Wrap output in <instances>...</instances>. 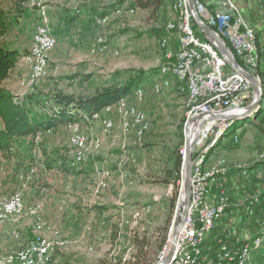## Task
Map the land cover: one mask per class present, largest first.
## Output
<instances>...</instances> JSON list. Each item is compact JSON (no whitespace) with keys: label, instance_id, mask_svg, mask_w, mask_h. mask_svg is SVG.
I'll return each mask as SVG.
<instances>
[{"label":"rangeland","instance_id":"1","mask_svg":"<svg viewBox=\"0 0 264 264\" xmlns=\"http://www.w3.org/2000/svg\"><path fill=\"white\" fill-rule=\"evenodd\" d=\"M117 1L48 0V6L55 7L50 12L47 11V15L57 38V46L49 55L46 75L33 87V90L27 91L26 86L21 83L22 80L20 86L23 85L22 87L27 91L25 97L33 95L39 99L51 98L58 93L91 96L102 87L112 84L123 85L129 75L134 76L140 71L154 73L149 78V82L142 87L145 91V99L140 109L146 113V123L150 128L146 131L143 144L132 145L135 138L133 133L127 134L126 137L129 140H124L123 137L121 139L122 142L130 141L128 151L139 153L136 162H131L121 149L122 142L112 148L110 147L111 139L105 137L101 152L90 154L88 163H78L75 151L71 147L72 132L68 125L60 126L55 131L41 132L34 142L29 140L25 142L21 152L24 158L21 168L18 166L21 165L22 159L10 161L2 157L0 159L9 166H4V169H13V166L14 169H34L24 171L23 176L28 180L29 186L33 182L49 186L50 181H63L62 184L74 190V193L69 191L72 198L74 195V198L81 199L83 205L81 209H85L82 214L93 210L90 209L92 206L106 209L102 214L95 211L100 217L97 216L93 223L84 225L87 226L85 229L74 230L71 238L60 229H55L53 233L61 231L71 240L65 249L57 251L51 264H97L108 252L116 262L129 259L135 254L131 243L135 232L146 234L153 242H157L167 228L164 248L155 250L151 254V264H157L164 256L165 250L168 251L173 222L178 206L182 202L185 129L190 118L189 95L186 85L170 73L167 59L168 53H175L177 50V36L167 31V26L176 20L175 4L179 0H168L166 5L156 13L130 10L131 1L118 7L116 11H109L108 7ZM198 1L204 7L212 5L211 0ZM232 2L234 1L222 0V4L227 8ZM9 3L10 0H0V6H8ZM103 13H108L105 16V22L97 24V19ZM72 16H76V22L69 20ZM243 17L256 33L257 53L262 61L264 60V14H251L250 23L244 14ZM30 20L32 21L28 25V32L29 35L31 33V36H34L41 20L40 12ZM164 41L167 43L165 47ZM261 47L263 56H261ZM158 69L160 74L157 73ZM226 72H230L229 65ZM27 76L23 79L25 80ZM258 76L264 93L263 82L260 75ZM263 105L264 97L247 119L236 121L235 126L227 128L215 138L216 141L213 137L215 135L212 134L209 145L205 147L213 144L206 159L216 156V154L213 155V151L218 149V152H223L221 155L230 162L238 161L248 164L256 152L264 151V122L262 121L264 117L252 123L255 114ZM228 123L223 122L218 130ZM96 126L83 124L80 134L93 136L92 132H94L93 137H100L102 128L99 129ZM91 129L93 130L90 131ZM217 142L219 144L213 149ZM109 147L108 157L106 152ZM178 150L183 158L180 180L173 169ZM46 154L59 160L62 156H66L70 166L85 169L86 174L72 176L48 170ZM97 160L101 162L103 160L102 164L97 165ZM104 171L109 172L110 175L106 179L107 185L98 193H94ZM58 193L62 194L61 191ZM99 203L102 205H98ZM230 205L217 226L218 229L215 228L208 233L207 240L211 238V243L206 245L209 259L212 261L215 259L221 246L242 245L240 248H243L258 242L260 247L253 252L249 264H264V207L263 209L258 206L252 208L247 201L243 202V200ZM114 226H117L121 232L117 241L113 243L111 236L116 230ZM88 238L90 242L85 243ZM203 247L204 244H201V250ZM227 249L231 248L222 249L220 257ZM3 257L4 255L0 256V263Z\"/></svg>","mask_w":264,"mask_h":264},{"label":"built area","instance_id":"2","mask_svg":"<svg viewBox=\"0 0 264 264\" xmlns=\"http://www.w3.org/2000/svg\"><path fill=\"white\" fill-rule=\"evenodd\" d=\"M214 1L217 4V8L214 11H210L207 6H202L197 0L203 19L216 32L233 58L236 61V57L239 58L242 63L240 65L237 62L240 68L253 75L250 60L251 47L248 44L247 34L244 31H240L239 27L236 26L233 13L222 4V0ZM47 2L48 0H31V6H36L40 10L41 20L34 33L30 54L27 57L30 72L27 78L22 81L27 91H32L33 87L44 78L48 68L49 55L57 46V38L52 31L51 21L47 15ZM259 3L262 6L261 12L264 14V0H259ZM105 20V17L99 18L96 23L103 24ZM196 25L193 13L189 14V21L183 24V42H177V59H171L168 66L169 70H174L175 73L180 74V77L190 81L191 96L209 92L211 88L222 87L224 88V97L221 100H215L212 106L195 111V118L204 115L202 120L191 125V128L195 127L198 132L196 137H194L197 138V141L193 150L192 176L195 177V184H192L189 214L179 232L175 244L176 250L187 247V241L191 237L203 238L206 228H217L229 206L228 197L221 188L220 179L225 177L230 172V169H244L246 166L240 163L231 164L226 158H219L207 177L210 202L207 206H199V192L196 181L198 162L199 160H204V150L209 144L212 134L217 132L219 125L227 121L220 118H212L213 115L228 116L242 113L249 97L257 94L251 82L233 67L230 66V72H222L216 68V62L206 53V48L201 43H195V36H200L196 32ZM182 47H190L191 55H182ZM235 79H243V86H237V93L233 96H225V86L235 84ZM18 98L23 101L25 94L18 95ZM144 99V89L141 87L137 88L130 96L122 98L114 106L107 107L102 113L86 116L83 122L68 125L72 132L71 147L75 151L78 163H88L90 154L101 152L104 148L102 137L96 138L80 134L83 124H100L103 136L111 139L110 147L112 148L122 142V137L124 140H129L126 136L132 133L135 137L132 145L141 146L146 136V113L140 109ZM203 121L205 123L201 126ZM124 140L120 147L124 150L127 157L130 158L131 162L135 163L137 159L136 153L127 150L129 144ZM110 147L107 148L106 156H109ZM255 160L264 162V151L257 152ZM109 176L107 171L102 173L95 193L106 187V179ZM255 177L264 188V169L262 167H260V173L255 175ZM23 179L25 187L28 184V180L25 177ZM213 187L219 192L215 201L211 197V189ZM246 201L252 208L261 206L263 209L264 207V197L260 195L253 196ZM45 207V203L39 201L26 209L21 191L11 196L3 195L0 192V227L9 222H17L24 216L39 217ZM69 244L70 239L68 237L61 231H55L50 238H38L20 250L4 255L0 264H51L57 251L65 249ZM240 247L242 245L236 247L221 246L213 261L209 259L206 250L196 248L195 253H202V260L191 261V256H188L183 264H239L238 251ZM170 248L171 246L168 247V254ZM224 248H231L229 257H220V250Z\"/></svg>","mask_w":264,"mask_h":264},{"label":"trees","instance_id":"3","mask_svg":"<svg viewBox=\"0 0 264 264\" xmlns=\"http://www.w3.org/2000/svg\"><path fill=\"white\" fill-rule=\"evenodd\" d=\"M5 1V0H1ZM131 1L130 10L151 11L153 13L162 9L168 0H118L108 7L109 11H116L118 7ZM177 1V0H176ZM38 7L31 6V0H10L8 6H0V157L10 161L13 159H24L22 150L25 142H34L41 132L55 131L60 126H67L76 122H83L84 117L102 113L107 107L114 106L122 98L130 96L137 88H142L149 82L152 74L140 71L136 75H129L123 85L112 84L97 89L91 96H75L58 93L51 98L39 99L33 95H28L20 101L10 89L5 86V82L12 76L20 60L27 57L28 51L10 49L4 42L5 36L13 29L18 28L25 20L33 19L38 13ZM108 13H103V18ZM72 22H76V16H72ZM196 32L206 39L205 34L196 25ZM258 35V33H257ZM259 37V36H258ZM260 40V39H259ZM261 46V42L259 41ZM261 56L262 47H261ZM237 62L242 65L238 57ZM264 60L261 61L259 75L264 85ZM160 74V69L157 71ZM156 74V73H155ZM260 117H264V105L255 114L252 123ZM264 122V118L262 119ZM186 123V119L184 124ZM236 123H234L233 127ZM47 155L46 164L48 170H55L59 173L80 176L86 174L85 169H78L70 166L66 156L59 159L52 155ZM183 158L180 151H177V158L174 161V173L180 180ZM264 197V196H262ZM261 207V206H258ZM95 209L104 213L105 207L97 206ZM112 233V242H116L121 232L117 226ZM159 241L153 242L146 234L136 233L132 237L131 243L135 250L133 257L122 259L116 262L110 257L108 252L97 264H151V254L164 248L167 240V228ZM211 238L206 241L208 245Z\"/></svg>","mask_w":264,"mask_h":264},{"label":"crops","instance_id":"4","mask_svg":"<svg viewBox=\"0 0 264 264\" xmlns=\"http://www.w3.org/2000/svg\"><path fill=\"white\" fill-rule=\"evenodd\" d=\"M233 1L238 4L237 6H239V9L242 10L240 12H243L249 23L251 14L262 13V6L259 3V0ZM211 2L212 5H209L207 7L210 11H214L217 8V4L214 0H211ZM54 8L52 6H48V4L46 5V10L48 12H50V10ZM39 12L40 10H38V13ZM31 21L32 20L30 19L25 20L18 28L11 30L5 36L4 42L7 47H9L10 49L28 51L30 53L33 36H31V33L29 35L28 25L31 23ZM27 57H24L20 60L12 76L4 83L5 86L17 96L25 94L27 92V88L25 90L24 87H22L23 85L20 86V81L24 80L23 78L28 75L29 71ZM177 83L179 84V82ZM95 125H97L96 128L98 127L99 129H101V126L98 123H95L93 126ZM92 130L93 129H91L90 131ZM92 135L95 136V133L92 132ZM100 137H102L104 141L105 137L102 134V129ZM100 137L96 136V138ZM128 142L130 141H127V143ZM218 144L219 143L217 142L213 149ZM208 145L209 144H207V146ZM222 153L221 151L218 152V149L215 152L213 151V155L216 154V156H212L209 160L207 158V167H212L215 163H217V160L219 158H225L224 155H221ZM256 153L248 161V164L238 161H231L233 164L242 163L246 166L244 167V169H230V172L225 177L220 179L221 188L226 192L227 197H229L228 202L229 205L231 204L230 206H232V203H236L237 201L240 202L242 200L244 202L253 196H264V188L261 185L260 181L255 177V175H257L256 172L260 169V167L264 169V162H257L255 160ZM138 154L139 153H136L137 157ZM227 161L231 163L228 159ZM20 162L21 165L18 166L19 168H21L22 164H24V159H22ZM102 162L101 160H97L96 164L101 165ZM6 164L7 163H5L4 161H0V192L6 195H12L18 191H21L23 193L26 209L32 207L39 201H43L46 207L44 212H42L39 217L24 216L17 222H9L0 227V256L19 250L22 247L28 245L30 242H32V240L36 238H50L52 237L53 231L55 229H60L62 232L68 235V237L71 238V235L74 234V230L78 231V229H85L87 226L84 225L93 223V221H95L94 219L97 218L98 215L97 213H95V211L97 210L93 208V206H89L90 209L93 210H90V212L88 211V213L86 214H82V212H85V209H81V206H83L81 203V199L74 198V195L72 198L69 191H72V193H74V190L66 184H62L63 181H50L49 186L47 184L43 185L40 182H33L31 183V186H29L28 184L24 187V171L27 172L28 170L32 171L34 169H14V166L13 169H4V166L9 167ZM58 191H61L62 194L68 196L59 194ZM218 193L219 192L215 187L211 189V197L214 201L217 199ZM208 195L210 197L209 188ZM90 202L91 201H89V203ZM98 205H102V203H99ZM85 218L87 219V221ZM84 219L85 222H83ZM88 228L93 227L88 226ZM78 236L80 237V235ZM206 240L204 242L203 250H206ZM88 242H90V238L85 240V243ZM104 257H102L101 259H103Z\"/></svg>","mask_w":264,"mask_h":264},{"label":"bare ground","instance_id":"5","mask_svg":"<svg viewBox=\"0 0 264 264\" xmlns=\"http://www.w3.org/2000/svg\"><path fill=\"white\" fill-rule=\"evenodd\" d=\"M189 8L190 7H188L186 0L177 1L175 4L176 20L168 24L167 26V31L176 34L178 42H183V24L184 22L189 21V14L192 13V11ZM227 9L233 13L234 23L236 24V26L239 27L240 31H244L247 34L248 44L251 47L250 48L251 69H253V75L257 76V79L260 83V78L258 75H259L260 66H261V59L259 58L258 53H257L258 43H257L256 33L254 32L252 28H250V26L244 19L242 13L240 12L241 10L234 2L230 3ZM206 40L209 42H207ZM206 40L202 39L201 36H195V43H201L206 48V53H208L210 57L212 58V60L216 62V68H218L222 72H226V68L229 65L227 63L226 57L218 51L215 43L211 42L207 38ZM166 44H167L166 41H164V47L166 46ZM182 55H191V48L182 47ZM167 59L169 60V65H170L171 59H177V50L175 51V53H171V52L168 53ZM170 71H171L170 73H172L173 76H175L181 83L186 85V88L188 91V95H189L188 96V106L190 107V113H189L190 118L188 119L187 124L189 120L195 118V111H200L202 109H205L206 107L212 106L215 100H221L224 97V88L222 87L211 88L209 89V92L191 96L190 81L185 80L184 77H180V74L175 73L174 70H170ZM237 86H243V79H235V84H230V85L225 86V96H233L235 93H237ZM263 97H264V93L262 95L258 93L255 95H251L246 103V106L247 105L249 106L245 107V110L242 113L235 114V115H229V116H241V115H245L248 113V117H249V115L255 111V109L251 110V108L256 106L258 102L263 99ZM239 120H245V119L226 121V123L227 122L229 123L225 126H222L220 130L214 133L215 135L213 136L214 141H216L215 138L217 136H220L221 133L225 132L227 128L231 127L232 125H234V123H236V121H239ZM148 126H149L148 123H146V131L150 129L148 128ZM197 134H198L197 129L195 127H192L190 129L191 139L196 137ZM212 146L213 144L205 148L204 160H199L198 170H196V181L198 184V192H199V206H207V204H209L210 202V198L208 195L209 184L207 181V177L209 175V172H211L212 169L214 168L215 164L212 167L208 168L206 165V160H207L206 157L210 149L212 148ZM184 152L186 156V148ZM185 156H184V159H185ZM256 173L257 174L260 173V169L257 170ZM192 184H195L194 176H192ZM183 200H184V195H182L181 201ZM214 229L215 228H206V233H204L203 238H200V237L189 238L187 241V247L176 250L173 256L174 261L172 259L173 262L171 261L172 263L170 262L169 264H183L184 261H186L188 256H191V261L202 260V253H195V249L200 248V245L204 244L205 240L207 239L208 233ZM172 230H173V227H172ZM171 238H172V231H171V236L169 240V246L172 245ZM259 247H260V244L256 242L254 245H251L250 247L244 246L243 248H240L238 251L239 264H249V261L253 255V252L257 251ZM164 253H165L164 256L168 255L167 250H165ZM230 255H231V249H227L223 251V255L221 257H229ZM163 258L165 257L162 256L160 260H162Z\"/></svg>","mask_w":264,"mask_h":264},{"label":"water","instance_id":"6","mask_svg":"<svg viewBox=\"0 0 264 264\" xmlns=\"http://www.w3.org/2000/svg\"><path fill=\"white\" fill-rule=\"evenodd\" d=\"M190 10L192 11L194 15V21L197 24V26L203 31L206 38L210 40L211 42L215 43L217 46L218 51L224 55L227 59L228 64L233 67L236 71L241 73L243 76H245L253 85L255 91L262 95L263 94V87L261 83H259L258 79L251 75L250 73L244 71L240 68L237 61L233 58L231 53L229 52L228 48L223 44V42L219 39L216 32L210 27L206 21L203 19L200 8L197 4L196 0H187ZM257 108V105L252 107L251 110H254ZM204 115H201L199 117L193 118L189 120L186 129H185V136H186V142H185V148H186V156L184 159V183H183V195L184 200L179 204L175 220L173 222V230H172V238H171V248L169 251V254L160 260L157 264H169L173 256L175 254L176 250V241L179 235V232L181 228L184 226L186 219L189 214V207H190V201H191V193H192V171H193V150L196 145L197 138L191 139L190 137V126L192 123H197ZM248 117V113L241 116H227V115H218L214 114L212 118H220L227 121L231 120H238V119H246ZM205 123V121L202 122L201 126Z\"/></svg>","mask_w":264,"mask_h":264}]
</instances>
